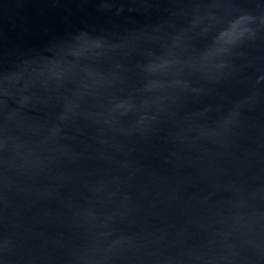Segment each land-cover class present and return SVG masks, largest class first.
<instances>
[{
	"label": "water",
	"instance_id": "water-1",
	"mask_svg": "<svg viewBox=\"0 0 264 264\" xmlns=\"http://www.w3.org/2000/svg\"><path fill=\"white\" fill-rule=\"evenodd\" d=\"M0 264H264V0H0Z\"/></svg>",
	"mask_w": 264,
	"mask_h": 264
}]
</instances>
